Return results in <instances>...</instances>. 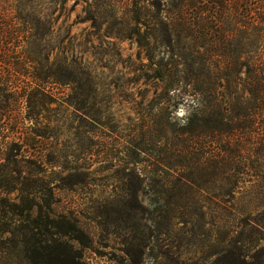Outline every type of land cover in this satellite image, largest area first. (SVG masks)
I'll use <instances>...</instances> for the list:
<instances>
[{
	"label": "rangeland",
	"instance_id": "374dc122",
	"mask_svg": "<svg viewBox=\"0 0 264 264\" xmlns=\"http://www.w3.org/2000/svg\"><path fill=\"white\" fill-rule=\"evenodd\" d=\"M51 2L36 6L57 20L36 50L82 63L100 85L47 88L48 104L15 107L1 122L0 264H264V198L244 193L217 210L211 189L229 180L200 181L206 192L190 200L177 173L153 174L182 139L169 122L177 96L147 81V42L77 23L83 2L69 0L58 19L62 5ZM60 245L67 256L46 257Z\"/></svg>",
	"mask_w": 264,
	"mask_h": 264
},
{
	"label": "trees",
	"instance_id": "16d2710c",
	"mask_svg": "<svg viewBox=\"0 0 264 264\" xmlns=\"http://www.w3.org/2000/svg\"><path fill=\"white\" fill-rule=\"evenodd\" d=\"M41 1L0 0V125L15 107L48 104L53 99L47 88L100 85L82 63L52 61L36 50L38 43L48 46L57 21L36 16ZM68 1L52 0L62 5L58 19ZM80 2L84 17L78 15L77 23L107 25L106 36L118 40L136 36L140 47L147 42V81L163 83L169 93L200 96V107L178 130L180 149L167 148L153 174L177 173L190 200L206 192L200 181L229 180L211 189L217 210L244 193L254 201L264 198V176L253 174L256 164L264 167V0H74L72 7ZM23 85L28 88L19 91ZM59 227L63 236L76 230ZM67 251L60 245L46 257Z\"/></svg>",
	"mask_w": 264,
	"mask_h": 264
},
{
	"label": "clouds",
	"instance_id": "9594fccd",
	"mask_svg": "<svg viewBox=\"0 0 264 264\" xmlns=\"http://www.w3.org/2000/svg\"><path fill=\"white\" fill-rule=\"evenodd\" d=\"M171 96H179V102L174 108L169 109V122L183 127L188 123V117L200 107L199 94H181L179 89H173L169 93Z\"/></svg>",
	"mask_w": 264,
	"mask_h": 264
}]
</instances>
